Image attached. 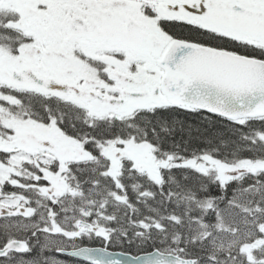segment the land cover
<instances>
[{"label": "snow or ice", "instance_id": "1", "mask_svg": "<svg viewBox=\"0 0 264 264\" xmlns=\"http://www.w3.org/2000/svg\"><path fill=\"white\" fill-rule=\"evenodd\" d=\"M0 264H264V0H0Z\"/></svg>", "mask_w": 264, "mask_h": 264}]
</instances>
